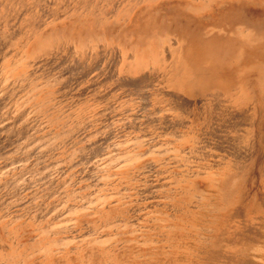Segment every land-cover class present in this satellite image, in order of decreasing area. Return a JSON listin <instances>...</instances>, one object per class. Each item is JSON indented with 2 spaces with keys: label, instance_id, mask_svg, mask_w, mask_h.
<instances>
[{
  "label": "rangeland",
  "instance_id": "rangeland-1",
  "mask_svg": "<svg viewBox=\"0 0 264 264\" xmlns=\"http://www.w3.org/2000/svg\"><path fill=\"white\" fill-rule=\"evenodd\" d=\"M252 57L264 0H0V264H264Z\"/></svg>",
  "mask_w": 264,
  "mask_h": 264
},
{
  "label": "bare ground",
  "instance_id": "bare-ground-1",
  "mask_svg": "<svg viewBox=\"0 0 264 264\" xmlns=\"http://www.w3.org/2000/svg\"><path fill=\"white\" fill-rule=\"evenodd\" d=\"M203 5V4H202ZM199 7H200V5H199ZM243 7V6H242ZM196 8V7H195ZM202 8V7H201ZM200 8V9H201ZM195 10V9H194ZM240 31H239V33L240 34H243L242 36H245V38H247V40L246 41H250V40H253L250 36L251 35H254L253 34V32H251V31H244L243 29H239ZM252 33V34H251ZM108 51V50H107ZM251 53H253V51L251 52ZM139 57V56H138ZM68 58V57H67ZM77 59V58H76ZM138 59V58H137ZM132 60H134L135 61V59H133L132 58ZM139 61V60H138ZM248 61V63H249V65L251 66L252 65V68H254V70H255V72H260V73H262L263 75H264V63H262V62H260L259 60L257 61V57L255 58V57H252L251 59H248L247 60ZM62 62V61H61ZM79 64V63H78ZM135 64V63H134ZM195 64V66L196 67H198L199 66V64H198V62H195L194 63ZM76 65V64H75ZM143 66V65H142ZM138 68H136V70H137ZM135 70V69H134ZM197 71V70H196ZM132 72V71H131ZM124 76V75H123ZM136 77V76H135ZM200 79H202L203 80V78H200ZM221 82L223 83V84H225L224 83V81H222L221 80ZM202 84V83H201ZM201 86V88L203 89V90H207V88H208V85L207 84H202V85H200ZM51 170V169H50Z\"/></svg>",
  "mask_w": 264,
  "mask_h": 264
}]
</instances>
